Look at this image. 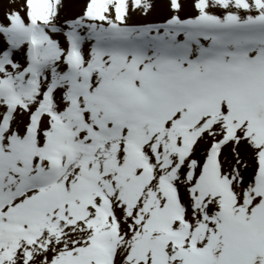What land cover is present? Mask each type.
I'll use <instances>...</instances> for the list:
<instances>
[{
  "label": "snow or ice",
  "instance_id": "snow-or-ice-1",
  "mask_svg": "<svg viewBox=\"0 0 264 264\" xmlns=\"http://www.w3.org/2000/svg\"><path fill=\"white\" fill-rule=\"evenodd\" d=\"M158 3L0 15V264H264V0Z\"/></svg>",
  "mask_w": 264,
  "mask_h": 264
},
{
  "label": "rangeland",
  "instance_id": "rangeland-1",
  "mask_svg": "<svg viewBox=\"0 0 264 264\" xmlns=\"http://www.w3.org/2000/svg\"><path fill=\"white\" fill-rule=\"evenodd\" d=\"M10 0H0V15L3 14L7 6L9 5ZM162 4V0H159L157 11L153 12L148 17H143L140 15H133L130 20V23H148V22H161L164 16V10L159 5ZM74 11H78V6L73 9ZM22 47H26L22 46Z\"/></svg>",
  "mask_w": 264,
  "mask_h": 264
},
{
  "label": "bare ground",
  "instance_id": "bare-ground-1",
  "mask_svg": "<svg viewBox=\"0 0 264 264\" xmlns=\"http://www.w3.org/2000/svg\"><path fill=\"white\" fill-rule=\"evenodd\" d=\"M3 42V38L2 37H0V43H2ZM88 43L89 42H86V46H88ZM23 49H24V51L26 52V47H22Z\"/></svg>",
  "mask_w": 264,
  "mask_h": 264
}]
</instances>
